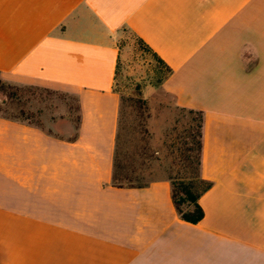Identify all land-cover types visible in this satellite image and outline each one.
Returning <instances> with one entry per match:
<instances>
[{
	"label": "crops",
	"instance_id": "0c3cea01",
	"mask_svg": "<svg viewBox=\"0 0 264 264\" xmlns=\"http://www.w3.org/2000/svg\"><path fill=\"white\" fill-rule=\"evenodd\" d=\"M124 29L202 112L195 224L165 177L111 184ZM0 75L77 102L72 137L0 116V264H264V0H0Z\"/></svg>",
	"mask_w": 264,
	"mask_h": 264
},
{
	"label": "trees",
	"instance_id": "16d2710c",
	"mask_svg": "<svg viewBox=\"0 0 264 264\" xmlns=\"http://www.w3.org/2000/svg\"><path fill=\"white\" fill-rule=\"evenodd\" d=\"M135 35V34H134ZM136 39L139 44L149 52L165 69V73L160 77V81L165 80L171 73L172 69L137 35ZM43 90L58 92L49 88L32 86V85H15L4 80L0 75V116L25 122L36 127L43 128V126L33 120V113L25 111L20 108L18 111L14 103L24 96L26 91ZM130 106L134 113V118L127 125L125 123L124 112V98L120 95V109L117 122V130L115 136V147L113 153L112 176L111 184L118 187H137L144 186L149 181H142L141 171L146 166L148 156L145 155L144 135L147 133L145 128V111L148 103L146 99L138 97L130 99ZM16 103V104H17ZM75 108L77 112V102L74 99ZM180 111L175 119V126L172 131H175L176 145L174 146V162L173 165L177 167L176 172H167L164 176L171 184V198L174 204L178 217L189 223L199 222L203 216L204 211L199 203V198L212 186V181L205 179L201 174V155H202V124L203 115L201 111L187 109L176 106ZM66 118L67 122L76 126V119L69 115L59 116L57 119ZM184 118L185 121H182ZM55 122L54 117L52 118ZM67 124V123H66ZM180 129H178V127ZM50 134L63 136L57 130L52 128L45 129ZM74 133H71L72 137ZM153 180V179H152Z\"/></svg>",
	"mask_w": 264,
	"mask_h": 264
},
{
	"label": "rangeland",
	"instance_id": "374dc122",
	"mask_svg": "<svg viewBox=\"0 0 264 264\" xmlns=\"http://www.w3.org/2000/svg\"><path fill=\"white\" fill-rule=\"evenodd\" d=\"M119 48L115 88L124 98L125 123L129 125L134 118L130 99L142 97L148 103L144 112L146 117L144 125L147 130L144 145L148 158L146 166L141 171L142 181L164 177L167 172L177 170L173 165L176 135L172 128L180 111L175 107L172 96L158 90L162 83L160 77L165 73V69L139 44L131 31L127 29L122 31ZM16 103L14 104L17 108L14 112L23 108L33 113V120L39 122L43 128H52L63 136L71 133L65 130L68 123L66 118L60 120L57 117L69 115L75 118L73 98L54 91L34 89L26 91ZM53 117L55 122L52 120ZM182 121H185L184 118Z\"/></svg>",
	"mask_w": 264,
	"mask_h": 264
}]
</instances>
